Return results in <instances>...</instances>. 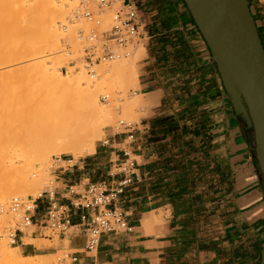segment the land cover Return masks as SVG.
<instances>
[{
  "label": "crops",
  "instance_id": "obj_1",
  "mask_svg": "<svg viewBox=\"0 0 264 264\" xmlns=\"http://www.w3.org/2000/svg\"><path fill=\"white\" fill-rule=\"evenodd\" d=\"M135 1L149 36L137 77L147 115L129 145L125 135L109 134L105 150L58 162L53 190L72 228L56 235L52 251L75 256L70 264H260L264 177L247 107L183 0ZM253 16L264 30V14ZM123 149L136 162L133 184L116 205L130 231L103 234L97 250L86 253L82 212L66 190L108 180ZM36 206L33 231L18 235L13 247L25 256L45 255L29 253L36 249L25 240L54 241L44 235L46 201Z\"/></svg>",
  "mask_w": 264,
  "mask_h": 264
},
{
  "label": "rangeland",
  "instance_id": "obj_2",
  "mask_svg": "<svg viewBox=\"0 0 264 264\" xmlns=\"http://www.w3.org/2000/svg\"><path fill=\"white\" fill-rule=\"evenodd\" d=\"M68 1L72 4L71 7L61 6L59 0H0V156L4 149L5 153L9 149V152L15 151L18 154L19 147L17 151L9 148L13 143L11 140L14 141L13 137L17 144L27 141L23 140L26 132L39 138V142L32 148L26 149L27 152L21 151L24 157L20 154L19 161L15 158L16 166L29 169L24 179L13 177L0 182V198L6 188L17 186V183L22 182L25 187L24 193L11 196L3 207L8 206L13 197L32 202L46 186L53 183V172L58 167L56 160L74 162L91 155L85 152L88 137L95 149L105 150L106 147H102L101 142L108 139L109 134L121 131L116 129L119 120L137 124L147 115L146 97L135 81L131 80L133 72L137 74V69V77L140 74L145 57L142 45L135 43L125 50V55L120 59L99 64L95 67V76L90 77L83 69L82 44L77 40L76 30H107L111 14L108 11L100 12L93 23L71 21L73 10L80 0H65L67 3ZM248 1L252 2L249 6L254 13L257 9L261 13L263 9L259 7L257 0ZM65 42L67 47L64 46ZM142 43L145 45L146 41ZM102 97H107V101H103ZM92 98L97 99L99 108L106 113L104 119L96 116L89 118L88 115L94 111L89 103ZM28 110L31 111V116L24 118L20 115L18 118L22 119V124L14 123L11 116H19ZM9 116L12 122L8 120ZM59 138L66 144L70 142L68 153L57 154L55 151L56 153L47 154L46 144H58ZM13 147L16 148V144ZM79 151L83 152L78 157ZM7 206L0 207V223L3 224L0 240L6 239L7 230L16 221ZM32 231L30 228L28 234ZM44 235L53 234L45 230ZM53 236V242L28 241L36 249L29 253L45 254L26 256L33 260V264H70L71 260L65 257L67 252L52 251L51 247L57 244V236ZM8 245L13 249V245ZM12 251L22 256L27 255L16 248Z\"/></svg>",
  "mask_w": 264,
  "mask_h": 264
},
{
  "label": "built area",
  "instance_id": "obj_3",
  "mask_svg": "<svg viewBox=\"0 0 264 264\" xmlns=\"http://www.w3.org/2000/svg\"><path fill=\"white\" fill-rule=\"evenodd\" d=\"M249 5L252 2L248 1ZM264 14V0H257ZM108 11L111 14L110 27L104 31L90 29L87 32L82 28L76 30L77 40L82 44V65L90 77L95 76V67L120 59L125 55V50L135 44H141L149 39L144 31L139 4L135 0H80L79 5L73 10L72 20L95 22L100 12ZM65 47L68 44L65 42ZM107 101V97H102ZM134 125L118 121L114 135H125L126 144L134 140ZM109 145V139L101 142L102 147ZM121 159L112 162L108 180L88 183L80 192L73 186L66 190L72 196L71 206L80 212L83 233L85 234L84 251L94 253L99 245L100 238L106 233L129 232L124 213L116 206L120 197L130 188L134 181L136 162L130 151L123 149ZM56 163L59 160L55 161ZM45 200L47 210L43 216V227L53 235L66 234L71 228L70 212L66 206L60 205L55 198L53 183L46 186L32 202L24 198L13 197L10 199L7 210L14 215L16 221L7 230L6 239L10 245H16L18 235H22L32 228L33 217L37 209V201ZM72 262L75 256L65 255Z\"/></svg>",
  "mask_w": 264,
  "mask_h": 264
},
{
  "label": "water",
  "instance_id": "obj_4",
  "mask_svg": "<svg viewBox=\"0 0 264 264\" xmlns=\"http://www.w3.org/2000/svg\"><path fill=\"white\" fill-rule=\"evenodd\" d=\"M213 58L231 80L253 125L264 177V49L248 0H183ZM260 264H264V246Z\"/></svg>",
  "mask_w": 264,
  "mask_h": 264
},
{
  "label": "bare ground",
  "instance_id": "obj_5",
  "mask_svg": "<svg viewBox=\"0 0 264 264\" xmlns=\"http://www.w3.org/2000/svg\"><path fill=\"white\" fill-rule=\"evenodd\" d=\"M60 1V3H61V6H64V5H68V6H72V4L68 1V3L67 2H65V0H59ZM33 44H31V46H32ZM136 59V58H135ZM128 64H129V62H128ZM132 66V65H131ZM127 67V66H126ZM133 68H134V66H132ZM128 69V68H127ZM135 69V68H134ZM133 69V70H134ZM130 70H132L131 68H130ZM135 71V70H134ZM131 72H133V71H131ZM130 73V72H129ZM133 76H131V73H130V76H131V80L132 81H135V83H136V86H138V83H137V74H136V72H133V74H132ZM132 77L134 78V79H132ZM89 103L90 104H92V109L94 110L92 113H90L88 116H89V118L90 117H93V116H96V117H98L99 119L102 117L103 119L106 117V113L103 111V110H101L100 108H99V105H98V103H97V99H94V98H92V99H90V101H89ZM8 114V113H7ZM6 114H3V116H5ZM23 116L24 118H26L25 116H27V117H29V116H31L32 114H31V111L30 110H28V111H26V112H22V113H20L19 114V116H18V114H16V117L18 118V117H21V116ZM10 117V116H9ZM12 117V119H13V121H14V123H16V122H19V124L21 123V121H22V119L20 118H16L15 116L13 117V116H11ZM11 117H10V119H8V120H12L11 119ZM22 117V118H23ZM57 117V116H56ZM5 118V117H4ZM8 118V117H7ZM16 118V119H15ZM20 120V121H19ZM12 122V121H11ZM51 122V121H50ZM13 123V124H14ZM22 124V123H21ZM12 125V124H11ZM33 125V124H32ZM13 126V125H12ZM57 127V126H56ZM11 130V129H10ZM51 131V130H50ZM25 135V137L23 136V140L25 141V140H27L26 142H24V143H21L20 141L22 140L21 138H19V139H21L19 142V144H17V143H15V140H16V138H14L13 137V139H14V141L13 140H11L13 143L11 144L12 146L11 147H9V148H11V149H16V151H17V149H18V147H19V151H17V153L18 154H16V152L15 151H13V152H9V149L7 150L6 149V153L4 152L5 151V149H4V153L2 152V154H1V156H0V159H1V161H0V163H1V168H0V182H3V181H6V180H8V179H11V178H13V177H18L20 180H23L24 179V177H25V175L29 172V169L27 168V167H20V166H16L15 164H16V160H15V158H17V161H19L20 159V157H21V155L20 154H22L21 153V151L22 150H25L26 152H27V150L28 149H30V148H32L34 145H35V143L36 142H39L38 140H39V138L38 137H35V135H33V133L32 134H30V133H28V132H26V133H24ZM31 135V136H33V137H27L28 135ZM58 134V133H57ZM56 136H58V135H56ZM9 137L11 138L12 137V135H9ZM6 138H8V137H6ZM28 138V139H27ZM92 138V137H91ZM38 139V140H37ZM11 141H9V143H11ZM17 141V140H16ZM7 142H8V139H7ZM51 143V142H50ZM46 144V148H47V154H49L50 152V154H53V153H56L57 152V154H67L68 153V151H69V146H68V143H70V142H68L67 144L64 142V141H60V138H59V141H58V144H55V142L54 143H52V144ZM16 144V148H14L13 147V145H15ZM55 144V145H54ZM85 145H86V148H87V150H85V152L87 151V153H91V152H93V150H94V146H93V142H92V140L88 137L87 139H86V142H85ZM52 146H53V148H55L56 147V149H53L52 148ZM52 148V149H51ZM85 148V149H86ZM27 149V150H26ZM45 149V148H44ZM53 152H52V151ZM84 150V149H83ZM8 151V152H7ZM56 151V152H55ZM81 151V150H80ZM79 151V153H78V157L79 156H81L82 155V152H80ZM46 152V151H45ZM15 153V154H14ZM23 155V157H24V154H22ZM44 156V155H43ZM42 156V157H43ZM49 156V155H48ZM19 157V158H18ZM19 159V160H18ZM21 159H23V158H21ZM7 164H9V167H7ZM18 185L17 186H14V187H8V188H6L5 190H4V192L3 193H1V198H0V207L1 208H6V206H4L3 207V205L5 204V202L6 201H8V199L11 197V196H14V195H18V194H20V193H24L25 192V190H24V184L22 183V182H20V183H17ZM24 191V192H23ZM29 194V193H28ZM3 211H4V209H2ZM1 217L2 218H4V215L2 216L1 215ZM2 227H3V224H2V222L0 223V232H1V230H2ZM5 240H7V239H5ZM4 239H2L1 238V240H0V262H1V264H33V260H30L29 259V257H26V256H22V255H20V254H18V253H14L12 250L14 249H12L9 245H8V243L5 241ZM24 243H28V241L27 240H25L24 241Z\"/></svg>",
  "mask_w": 264,
  "mask_h": 264
},
{
  "label": "trees",
  "instance_id": "obj_6",
  "mask_svg": "<svg viewBox=\"0 0 264 264\" xmlns=\"http://www.w3.org/2000/svg\"><path fill=\"white\" fill-rule=\"evenodd\" d=\"M249 8H250V12H251V14H252V17H253V19H254V22H255V24H256V28H257V31H258V33H259V37H260V40H261V43H262V46H263V49H264V36L262 35V33H263L264 30H262L261 26H259L258 23L256 22V20H255V18H254V16H253V13H254V12L252 11V9H251L250 6H249Z\"/></svg>",
  "mask_w": 264,
  "mask_h": 264
}]
</instances>
